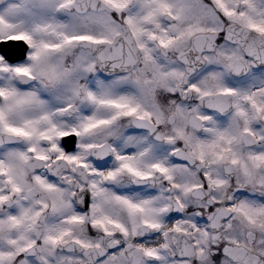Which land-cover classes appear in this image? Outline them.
I'll use <instances>...</instances> for the list:
<instances>
[{
	"label": "clouds",
	"instance_id": "1",
	"mask_svg": "<svg viewBox=\"0 0 264 264\" xmlns=\"http://www.w3.org/2000/svg\"><path fill=\"white\" fill-rule=\"evenodd\" d=\"M40 22L102 42L54 52L61 82L33 67L0 71V86L34 94L61 130L109 123L70 147L0 124V264H264V0H75ZM104 89L137 114L87 100ZM10 103L13 126L41 115Z\"/></svg>",
	"mask_w": 264,
	"mask_h": 264
},
{
	"label": "snow or ice",
	"instance_id": "2",
	"mask_svg": "<svg viewBox=\"0 0 264 264\" xmlns=\"http://www.w3.org/2000/svg\"><path fill=\"white\" fill-rule=\"evenodd\" d=\"M74 2L75 0H62V3L56 5L54 0H11L7 8L0 9V71H11L17 76L32 79L34 78L33 67H39L41 74L53 84L63 81L70 74L69 70L61 69L58 63H51V55L54 52L65 51L77 43L102 42L99 38L89 34L70 35L66 31L59 30L62 26L53 25L50 22H40V18L54 7L59 10L70 7ZM105 2L117 9L124 6V0H105ZM38 32L54 34L56 42L51 43L44 39H37L36 33ZM162 43H166V41H162ZM29 49H31L30 52ZM26 52H28V58L33 61L31 65L22 63L25 60ZM79 94V89H73V95L79 96ZM85 96L90 103L116 109V116L137 114V107L128 98L123 96L113 97L108 89H104L99 95L92 90H88ZM0 99L12 100V103L7 105V112H22L33 106L40 110L41 115L39 118L25 119L23 122L24 126L17 127L6 123L7 113L4 107H0V124H3L9 132L26 138H31L34 134L48 141H52L54 137H66V143L70 147L75 136L80 135L81 131L86 133L89 130L109 123L107 120L95 119L89 116L86 118L87 122L83 123L80 128L72 127L70 132L64 131L52 122V114L44 109V102L38 100L34 94H21L15 88L0 86ZM71 108L72 105H66L65 108L57 109L56 111L64 112ZM41 121L47 122L49 126L43 129L39 128ZM51 147L53 150H58L55 143ZM64 158L70 161H78V157L75 156ZM117 159L126 161L121 165L122 168L134 172L138 176L146 175L127 162L130 159L129 157L117 156ZM153 167L161 172L166 171L159 164L153 165ZM108 175L112 176L113 173L109 172ZM36 179L44 187H51V185L44 184V181L39 177ZM0 199H4V197H0ZM125 202L127 203V201ZM130 206L138 207L137 205ZM11 219L15 221L16 218L12 217ZM49 239L55 243L60 237H49ZM27 247L26 245L25 248ZM2 260L3 257L0 256V261Z\"/></svg>",
	"mask_w": 264,
	"mask_h": 264
}]
</instances>
